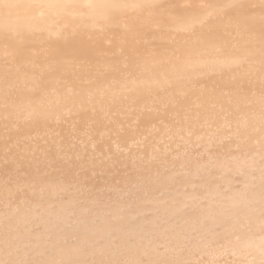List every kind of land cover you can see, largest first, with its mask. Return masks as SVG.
Wrapping results in <instances>:
<instances>
[{
    "label": "bare ground",
    "instance_id": "1",
    "mask_svg": "<svg viewBox=\"0 0 264 264\" xmlns=\"http://www.w3.org/2000/svg\"><path fill=\"white\" fill-rule=\"evenodd\" d=\"M0 264H264V0H0Z\"/></svg>",
    "mask_w": 264,
    "mask_h": 264
}]
</instances>
